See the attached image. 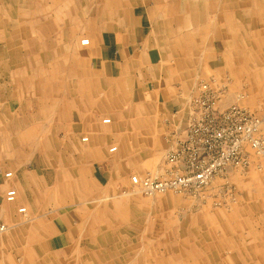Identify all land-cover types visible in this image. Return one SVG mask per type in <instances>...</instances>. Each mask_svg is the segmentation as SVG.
<instances>
[{"label":"crops","instance_id":"1","mask_svg":"<svg viewBox=\"0 0 264 264\" xmlns=\"http://www.w3.org/2000/svg\"><path fill=\"white\" fill-rule=\"evenodd\" d=\"M12 1L0 0V21H20L14 17ZM51 1L48 6L46 0L44 12L61 1L66 10L62 19L73 10L76 21H47L45 12L46 21H35L34 26L29 23L31 32L47 29L43 43L32 36L27 42V25L17 28L21 37H11L5 23H0V77L14 76L9 81L7 76L0 80V225H8L0 229V264L18 263L19 259L11 261L12 255L21 256L20 264H69L75 251L80 254L82 250L78 240L90 219L94 224L100 220L111 230L120 228L126 217L118 212L128 197L112 195L114 175L123 174L126 164L134 167L130 155L138 150L160 154L165 126L171 130L170 121L184 123L189 95L204 82L195 85L198 57L194 55L197 40L193 37L198 27L206 26L212 31L209 41H221L224 46L231 42L230 33L236 31L230 26L245 24L221 21V12L214 21L215 3H229L230 8L231 0H94V21H80V0ZM232 6L244 13L248 9L246 0H235ZM30 8L34 7L21 6L19 15L24 16ZM61 22L62 33H52L53 24ZM75 23L81 28L75 29ZM250 25L264 24L253 21ZM186 26L191 27L190 32L185 33ZM218 26L225 30L219 31L221 38L214 37ZM86 33L89 45L80 47L79 39ZM188 34L193 41L190 50L183 45ZM213 56L209 67L218 74L217 65L223 58ZM45 57L59 58L61 65L54 66L56 61L50 60L47 66ZM218 84L226 86L222 107H228L231 103L225 98L230 88ZM56 147L60 151L66 147L67 153L73 152L78 159L49 166L38 157L58 153ZM113 147L116 150L111 152ZM148 162L142 161L137 167L141 163L148 166ZM96 165L101 170L97 174ZM104 168L111 173L107 186H102ZM7 173L11 176L6 177ZM12 188L17 191V200L8 204L5 194ZM22 207L26 209L23 216L18 212ZM25 216L31 217L29 221ZM189 243L179 242L178 260L161 258L157 264H201ZM127 246L128 254L117 256L115 264H156L136 253L139 248ZM237 260L230 264H239L238 255ZM98 261L101 263V258ZM221 262L226 264L223 259Z\"/></svg>","mask_w":264,"mask_h":264},{"label":"rangeland","instance_id":"2","mask_svg":"<svg viewBox=\"0 0 264 264\" xmlns=\"http://www.w3.org/2000/svg\"><path fill=\"white\" fill-rule=\"evenodd\" d=\"M234 1L231 0L230 8L229 3L224 4L223 2L222 4L221 1L218 4L215 3L216 8L213 15L214 21L221 12L223 13V16L220 17L221 21L245 23L244 26H230L231 31L233 28L236 30L233 35L230 33V43H224L223 46L221 41L215 43L209 41L212 31L209 32L206 26L198 27L197 33L193 37V41L197 40L196 43L194 42V55L198 57L196 58L197 73L194 74V77H197L195 85L197 86L201 81L212 80L217 83H225L230 88L229 95L225 98L228 104L236 103L256 112L261 117V137L264 139V25L256 27L250 25L253 21H262L264 24V0L256 2L258 9L254 8V0H246L245 7L248 9L245 13L243 9L238 10V7L232 6ZM45 2L46 0H13V9L16 12L14 17H18L17 19L20 21H0V23H5L11 37L16 34L21 37L17 28H20L21 24L27 25L25 26L27 27V42L29 43L32 36L43 43L46 39L47 29L37 28L31 32L29 23L34 26L35 21H46V14L48 15L47 21H76L73 10L66 20L62 19V13L65 15L66 10L62 9L61 1H55L53 7L45 10V14L43 11ZM50 3L52 4V1L48 0V6ZM26 5H32L34 8H30L28 12L25 11L27 14L24 16L19 15L20 7ZM35 5L44 6L36 9ZM80 6L84 8V12L81 7L77 11V14L81 16L80 21H94V0H80ZM225 6L228 7L224 8ZM226 15L231 16V19L228 18V20ZM31 20L33 22H30ZM53 25L52 33L61 34L62 22ZM86 26L87 29L90 27L87 23ZM78 27L81 28L75 23L74 28ZM190 28V26H186L185 33L190 32ZM217 28L218 31L214 32V37L221 38L220 34L225 30L221 31L222 27L219 26ZM171 31L173 32V30ZM195 31L196 29H194ZM87 33L79 39L80 47L89 45L82 44V40L85 39L90 42ZM236 33L237 36H235ZM185 40L184 48L190 50V44L193 41H189V34ZM216 45L219 48L217 50L215 49ZM0 46H3V43ZM213 54H218L220 58H223L217 65L220 68L218 74L213 73L209 67V63L214 57ZM58 59L45 57L43 62L50 66V60H55L54 66L61 65L58 63ZM73 60H71V64ZM18 61H20L19 58ZM6 76L7 81L14 77L8 74ZM6 76L0 77L1 82L6 80ZM105 118H109V116ZM172 121H170L172 123L171 130L170 127L165 126L167 132H165L166 137L162 139V147H159L160 154H144L143 150H138L134 155H130L134 167L126 164L127 170H124L123 174L114 175L115 186L112 195L117 193L128 197L125 204L122 205L123 209L118 212L122 217H126L125 222H122L120 228L115 226L111 230L109 225L99 223L100 220L94 224L90 223L92 222L90 219L83 228L84 235L78 240L82 245V250H80V254L79 251H75V254L70 257L69 264H110L108 262L115 264L118 261L117 256L124 258L128 254L127 244L130 248H139L136 253L139 252L140 256L148 257L152 263L156 262L157 264L161 258L168 257L178 260L181 252L177 247L179 242L184 240L191 242L188 247H191L193 254H197L201 264L204 262L207 264L208 258L211 264H223L222 259L226 264H230L233 261L238 262L237 255L239 264H264V244L262 243V240L264 242V156L252 155L247 164L228 167L215 175L210 184L202 189L191 187L184 191L156 192L146 195L131 184L130 179L135 175L141 178L147 176L160 178L164 174L167 168L166 154L174 143L176 132L183 125L179 120ZM49 141L54 143L52 139ZM51 146L55 150L53 144ZM58 148L56 147V149ZM62 150L64 151L62 152ZM67 152V148L64 147L61 151L58 149V153L42 154L38 157H41V161L49 166L60 165L61 162L67 164L73 159H78L76 154L73 155V152ZM153 158L155 160L151 164L150 161ZM142 161H149L148 166L141 163L142 165L137 167L138 163ZM45 163L43 164L45 165ZM163 164L166 168L163 167ZM97 166L96 174L100 170ZM49 169L52 171L51 167ZM104 169L106 172L102 179V186H107L105 184L109 181L111 173L108 168ZM50 180L53 181L52 178ZM5 202L13 203L6 200ZM140 202L144 204L142 207ZM71 203L69 205L72 208ZM21 214L25 215V213ZM30 218L25 216L24 220L29 221ZM118 219L120 221V218ZM1 226L5 225H0V228ZM6 226L8 227V225ZM31 237L33 239V234ZM254 243L256 244L254 245ZM8 253L12 254L15 251L8 250ZM3 254L6 258V249L3 250ZM20 257L12 255L11 261L19 259L16 264H20L22 262ZM98 258H101V263ZM65 261L67 262V259ZM63 264L66 263L63 262Z\"/></svg>","mask_w":264,"mask_h":264},{"label":"built area","instance_id":"3","mask_svg":"<svg viewBox=\"0 0 264 264\" xmlns=\"http://www.w3.org/2000/svg\"><path fill=\"white\" fill-rule=\"evenodd\" d=\"M88 45L89 40H83ZM226 86L214 80L201 82L189 95L182 127L166 154L167 168L160 178L132 176L134 187L146 195L208 186L215 175L231 166H243L252 155L264 156L261 117L238 104L222 107ZM7 173L6 177H10ZM12 188L5 200H16ZM25 213V207L19 209ZM1 230L5 226H1Z\"/></svg>","mask_w":264,"mask_h":264},{"label":"bare ground","instance_id":"4","mask_svg":"<svg viewBox=\"0 0 264 264\" xmlns=\"http://www.w3.org/2000/svg\"><path fill=\"white\" fill-rule=\"evenodd\" d=\"M115 150H116V148H112V149H111V152H113V151H115Z\"/></svg>","mask_w":264,"mask_h":264}]
</instances>
